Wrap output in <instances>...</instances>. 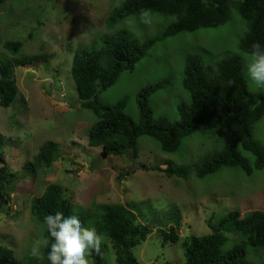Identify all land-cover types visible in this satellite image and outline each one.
I'll use <instances>...</instances> for the list:
<instances>
[{
    "label": "rangeland",
    "instance_id": "obj_1",
    "mask_svg": "<svg viewBox=\"0 0 264 264\" xmlns=\"http://www.w3.org/2000/svg\"><path fill=\"white\" fill-rule=\"evenodd\" d=\"M123 1L6 0L0 4V63L50 55L38 65L14 68L17 96L10 107H0V154L8 172L15 176L7 186L8 204L0 210V245L14 251L17 264H26L24 258L33 241L43 235L42 224L31 216L30 203L48 183L63 187L66 197L84 209L103 204L132 206L139 223L151 230L146 240L132 249L138 264H183L185 242L191 235L210 234L209 220L217 223L230 211H264V168L247 175L238 168L224 167L204 178L195 176L197 161L220 148L213 129L203 127L174 153L162 152L148 137L137 140L136 158L129 150L122 156H104L101 147L88 146V130L97 118L79 104L70 74L75 52L98 48L105 36L121 30L142 42L158 36L174 20L153 14L151 26L129 17L107 28L108 14ZM246 30V23L230 6L229 20L222 26L158 41L133 71L122 73L97 99L103 105L125 100V114L138 122V92L167 81L148 97V105L153 117L176 122L178 105L190 102L182 87L187 54L200 56L203 64L211 67L227 55H239L248 90L264 94L249 79L247 57L238 48ZM6 41H20L22 46L11 54L3 46ZM252 134L264 146V117L254 125ZM47 141L58 143V159L49 167L37 168L35 174L30 168L23 169ZM241 154L254 163L250 153ZM168 162L185 167L186 177H167L163 169ZM171 226L179 235L174 244L164 242L158 231H168ZM222 232L227 237L223 252L245 240L240 233ZM246 251L247 262L264 264V249ZM102 264H116L108 238L102 246Z\"/></svg>",
    "mask_w": 264,
    "mask_h": 264
},
{
    "label": "trees",
    "instance_id": "obj_2",
    "mask_svg": "<svg viewBox=\"0 0 264 264\" xmlns=\"http://www.w3.org/2000/svg\"><path fill=\"white\" fill-rule=\"evenodd\" d=\"M5 1L0 0V4ZM230 6L246 23L247 30L238 43L240 52L246 54L254 42L264 47V0H124L112 9L105 21L107 28L129 17L140 19L142 9H151L152 14L174 20L158 36L142 42L132 33L121 30L105 36L98 48H81L75 52L70 74L77 98L80 106L97 118L88 130V146L101 147L106 156H122L129 150L136 158L137 140L148 137L157 142L162 152L174 153L186 138L204 127L213 129L212 135L220 142L217 144L220 148L213 149L197 161L194 165L197 178L214 174L224 167L238 168L247 175L263 169L264 146L254 139L252 131L264 117V94L248 90L239 55H227L214 67L205 66L198 55L185 56L182 87L189 94L190 102L178 105L179 120L173 123L164 117H153L148 105V97L163 88L167 81L148 85L138 92V122L125 114V100L103 105L97 99L98 93L114 85L122 73L133 71L158 41L181 33L222 26L229 20ZM3 46L11 54H16L22 43L6 41ZM49 56H22L0 63V107H10L17 96L14 68L38 65L46 62ZM241 151L250 153L254 163L250 164ZM58 155V143L47 141L23 169L30 168L35 174L37 168L49 167ZM0 162H3L1 154ZM151 170L161 168L152 167ZM163 172L167 177H186L188 174L185 167L171 162L165 165ZM14 177L3 162L0 166V210L8 204L7 186ZM65 192L60 185L48 183L40 196L32 198L30 213L37 223L42 224L43 235H47L46 215L57 211L65 216L77 215L82 223L96 227L109 239L116 264H138L132 249L144 242L151 230L139 223V216L132 206L103 204L84 209L66 197ZM175 223L180 224L179 217L175 216ZM208 226L210 234L188 237L184 244L183 264H254L246 260L247 248L264 249V211H230L217 223L209 220ZM158 231L164 242L174 244L178 241V232L172 226L168 231ZM222 231L240 233L245 240L223 252L227 237ZM91 259L94 264H102V250L100 255L93 254ZM24 260L26 264H49L46 258L38 261L30 254ZM0 264H17L14 251L0 245Z\"/></svg>",
    "mask_w": 264,
    "mask_h": 264
},
{
    "label": "clouds",
    "instance_id": "obj_3",
    "mask_svg": "<svg viewBox=\"0 0 264 264\" xmlns=\"http://www.w3.org/2000/svg\"><path fill=\"white\" fill-rule=\"evenodd\" d=\"M139 18L143 24L151 26L152 10L142 9ZM245 55L249 79L257 89L264 90V47L254 42ZM44 224L47 235L35 239L30 248L29 254L35 260L43 261L46 258L49 264H94L91 259L93 254H101L105 235L94 226H86L79 216H65L57 211L46 215Z\"/></svg>",
    "mask_w": 264,
    "mask_h": 264
},
{
    "label": "water",
    "instance_id": "obj_4",
    "mask_svg": "<svg viewBox=\"0 0 264 264\" xmlns=\"http://www.w3.org/2000/svg\"><path fill=\"white\" fill-rule=\"evenodd\" d=\"M104 156H105V154H104Z\"/></svg>",
    "mask_w": 264,
    "mask_h": 264
}]
</instances>
